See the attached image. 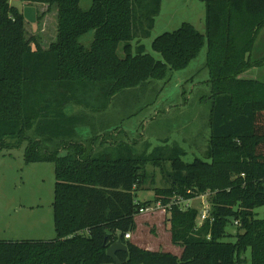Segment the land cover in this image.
I'll list each match as a JSON object with an SVG mask.
<instances>
[{
	"label": "trees",
	"instance_id": "16d2710c",
	"mask_svg": "<svg viewBox=\"0 0 264 264\" xmlns=\"http://www.w3.org/2000/svg\"><path fill=\"white\" fill-rule=\"evenodd\" d=\"M202 1L205 33L183 23L156 37L158 60L142 41L152 34L162 0H92L88 10L81 0H52L57 38L45 49L27 37L24 11L0 0V145L27 143V163H54L57 234L50 241H0V264H117L108 249L120 236L128 247L117 253L120 264H243L249 249L251 264H264V220L255 214L264 207V84L241 78L264 66V58L251 54L264 28V0ZM90 32L86 47L81 39ZM205 45L212 87L205 159L186 163L180 148L135 155L121 147L97 157V137L77 141L79 128L109 110L118 94L187 68ZM72 104L82 111L69 115ZM163 162L172 166L161 169L167 186L154 190V200H139L146 166ZM201 195H208L209 217L199 226L201 210L177 201ZM153 202L167 208L180 257L126 239Z\"/></svg>",
	"mask_w": 264,
	"mask_h": 264
},
{
	"label": "rangeland",
	"instance_id": "374dc122",
	"mask_svg": "<svg viewBox=\"0 0 264 264\" xmlns=\"http://www.w3.org/2000/svg\"><path fill=\"white\" fill-rule=\"evenodd\" d=\"M20 11L33 6L37 9L39 21H26L27 37H34L43 48L56 41L57 15L52 0H9ZM92 0H81V7L88 10ZM183 23H191L202 33L206 31V7L202 0H162V10L156 19L150 38L142 41L147 53L162 60L160 53L152 48L153 40L167 32H173ZM54 39L53 41H51ZM94 33L81 39L90 46ZM133 46H138L137 41ZM264 58V28L259 37L252 60ZM252 74L248 71L241 78ZM212 103L210 71L207 65V45L191 64L178 71L169 72L166 79L154 81L137 89L121 92L114 99L111 108L92 116L91 123L78 130V142L90 144L94 137L92 155L116 153L121 150L132 151L135 155L152 154L162 150L180 148L182 160L192 163L205 159L210 146L209 116ZM82 108L69 105L66 112L77 114ZM104 142H103V141ZM8 145L14 144L9 140ZM27 143L19 148L0 145V241H50L56 239L54 224L55 167L48 161L27 163L25 159ZM67 150L61 152L66 155ZM171 170L170 162L158 166H146L147 181L138 191L141 201L154 200V190L164 188L167 181L162 173ZM136 217L137 230L132 233V242L137 246L170 253L178 257L182 246L172 242L168 212L165 206L156 208ZM192 207L202 211V200L196 198ZM256 217L264 220V207L255 210ZM236 227L230 225L228 232ZM227 241L235 242L229 237ZM243 264H251V250L244 255Z\"/></svg>",
	"mask_w": 264,
	"mask_h": 264
},
{
	"label": "water",
	"instance_id": "95a60500",
	"mask_svg": "<svg viewBox=\"0 0 264 264\" xmlns=\"http://www.w3.org/2000/svg\"><path fill=\"white\" fill-rule=\"evenodd\" d=\"M24 16L26 21L30 23H36L37 9L33 6L25 7ZM120 251H124V252L128 251L127 245H125L122 241V236H120L118 241L108 249V256L111 257L117 264H120V261L117 258V253Z\"/></svg>",
	"mask_w": 264,
	"mask_h": 264
},
{
	"label": "built area",
	"instance_id": "2783aa9c",
	"mask_svg": "<svg viewBox=\"0 0 264 264\" xmlns=\"http://www.w3.org/2000/svg\"><path fill=\"white\" fill-rule=\"evenodd\" d=\"M199 199L202 200V211H201V214H200V217H199V226H201L204 221L209 217V203H208V195H201L198 197ZM191 202L192 200H189V201H183L182 199H179V201H177V203L179 204H183L184 206H191ZM162 206H164L161 202H158L156 203V208H161ZM154 205L152 204L151 206H148L146 208H142L140 210L141 214L143 213H148L150 211H153L154 210ZM236 225H238L239 223L236 221L235 222ZM126 239L127 240H131L132 239V234L129 233L126 235Z\"/></svg>",
	"mask_w": 264,
	"mask_h": 264
},
{
	"label": "crops",
	"instance_id": "0c3cea01",
	"mask_svg": "<svg viewBox=\"0 0 264 264\" xmlns=\"http://www.w3.org/2000/svg\"><path fill=\"white\" fill-rule=\"evenodd\" d=\"M261 32H260V34H259V36L257 38L255 48H254V50H253V52L251 54H255V51H256L257 45H258V41H259V37L261 35ZM53 40L54 39H52L51 41H53ZM248 72L252 74L251 76L248 77V80L260 81V82H262L264 84V66H262V67H253L250 70H248ZM245 79H247V78H245Z\"/></svg>",
	"mask_w": 264,
	"mask_h": 264
}]
</instances>
